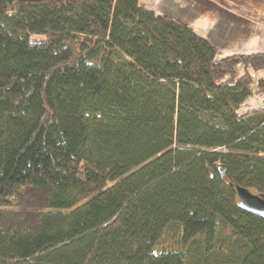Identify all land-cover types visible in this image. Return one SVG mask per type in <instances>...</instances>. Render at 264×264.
<instances>
[{"label": "trees", "instance_id": "1", "mask_svg": "<svg viewBox=\"0 0 264 264\" xmlns=\"http://www.w3.org/2000/svg\"><path fill=\"white\" fill-rule=\"evenodd\" d=\"M262 68L139 0H0V264H264Z\"/></svg>", "mask_w": 264, "mask_h": 264}, {"label": "crops", "instance_id": "2", "mask_svg": "<svg viewBox=\"0 0 264 264\" xmlns=\"http://www.w3.org/2000/svg\"><path fill=\"white\" fill-rule=\"evenodd\" d=\"M139 2L157 14L173 16L190 24L194 32L216 46L221 58L234 54L251 55L264 52V2L261 0ZM251 13L257 18L252 17Z\"/></svg>", "mask_w": 264, "mask_h": 264}, {"label": "built area", "instance_id": "3", "mask_svg": "<svg viewBox=\"0 0 264 264\" xmlns=\"http://www.w3.org/2000/svg\"><path fill=\"white\" fill-rule=\"evenodd\" d=\"M251 73V93L250 96L242 101L237 110L239 116L251 113L253 111H260L264 109V96L259 95V85L264 83V68L260 70H250Z\"/></svg>", "mask_w": 264, "mask_h": 264}, {"label": "water", "instance_id": "4", "mask_svg": "<svg viewBox=\"0 0 264 264\" xmlns=\"http://www.w3.org/2000/svg\"><path fill=\"white\" fill-rule=\"evenodd\" d=\"M236 194L239 198V206L245 212H249L255 216L264 215V198L259 194L253 193L249 188L236 185Z\"/></svg>", "mask_w": 264, "mask_h": 264}, {"label": "rangeland", "instance_id": "5", "mask_svg": "<svg viewBox=\"0 0 264 264\" xmlns=\"http://www.w3.org/2000/svg\"><path fill=\"white\" fill-rule=\"evenodd\" d=\"M254 14V13H253ZM252 13H251V15H252V17H254V18H257L256 16H254ZM246 15V14H245ZM237 23V22H236ZM236 29H238V28H236ZM259 95H261V96H264V94H262V92L260 91V89H259Z\"/></svg>", "mask_w": 264, "mask_h": 264}]
</instances>
